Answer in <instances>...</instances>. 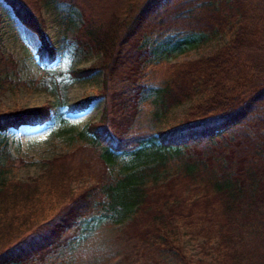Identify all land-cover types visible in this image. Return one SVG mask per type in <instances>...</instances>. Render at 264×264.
Masks as SVG:
<instances>
[{"label": "trees", "instance_id": "trees-1", "mask_svg": "<svg viewBox=\"0 0 264 264\" xmlns=\"http://www.w3.org/2000/svg\"><path fill=\"white\" fill-rule=\"evenodd\" d=\"M3 1L39 38L40 63H54L58 51L44 19L28 5L33 0ZM52 1L80 8L92 48L103 58V88L121 87L127 106L119 126L104 115L89 125L91 141L80 146L81 156L68 163L54 157L32 181L2 184L0 264L67 246L95 215L119 222L122 245L140 259L136 264H264V0ZM169 29L180 47L193 36L229 39L211 55L172 64L168 78L148 90L137 82L149 58L146 43ZM8 71L1 63L0 72ZM153 92L156 118L190 103L180 124L136 123L139 99ZM91 101L68 110L84 111ZM51 119L50 104L0 113V132ZM127 159L114 174L112 167ZM174 162L175 172L169 170ZM186 235L198 241L200 258L188 253Z\"/></svg>", "mask_w": 264, "mask_h": 264}, {"label": "rangeland", "instance_id": "rangeland-1", "mask_svg": "<svg viewBox=\"0 0 264 264\" xmlns=\"http://www.w3.org/2000/svg\"><path fill=\"white\" fill-rule=\"evenodd\" d=\"M28 5L44 19L47 39L58 51L57 59L48 67L40 63L39 38L0 0L3 16L0 64L9 68L7 75L0 72V113L33 110L50 104L52 119L44 125L22 126L0 132V189L4 182L25 184L32 181L44 172L54 157L65 158L68 163L81 156L83 151L80 146L91 141L89 125L98 122L104 115L108 123L117 127L121 124V112H125L127 106L121 87L103 88L104 72L99 68L103 65V58L92 48L80 8L52 0H33ZM90 19L86 22H91ZM172 31L175 32L169 29L164 34H154L146 43L149 58L137 82L146 85L148 90L168 78L172 64L183 65L211 55L229 39L226 34L205 38L193 36L191 43L180 47L178 39H171ZM78 69L96 71L89 77L78 78L72 75ZM156 97L157 93L153 92L148 98L139 99V105L133 111L136 123L156 129L180 124L190 103L174 106L156 118V111L160 110ZM88 98L92 99L88 109L79 112L68 110V105ZM127 161H118L112 167L113 173H120ZM174 164L169 166L170 171L177 170ZM53 188L60 190L57 186ZM118 225L114 218L89 217L80 224L78 236L67 246L43 257H30L19 264H136L134 262L140 259L136 261L132 251L124 249ZM44 233L51 232L47 230ZM184 242L188 253L200 258L198 241L186 235Z\"/></svg>", "mask_w": 264, "mask_h": 264}]
</instances>
